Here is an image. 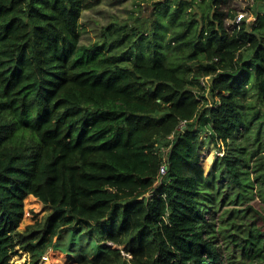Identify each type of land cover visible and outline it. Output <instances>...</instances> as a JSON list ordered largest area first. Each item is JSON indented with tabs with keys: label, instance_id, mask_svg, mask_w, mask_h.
<instances>
[{
	"label": "trees",
	"instance_id": "16d2710c",
	"mask_svg": "<svg viewBox=\"0 0 264 264\" xmlns=\"http://www.w3.org/2000/svg\"><path fill=\"white\" fill-rule=\"evenodd\" d=\"M102 1L0 0V264L29 195L52 212L20 264H264V0H155L82 44Z\"/></svg>",
	"mask_w": 264,
	"mask_h": 264
},
{
	"label": "rangeland",
	"instance_id": "374dc122",
	"mask_svg": "<svg viewBox=\"0 0 264 264\" xmlns=\"http://www.w3.org/2000/svg\"><path fill=\"white\" fill-rule=\"evenodd\" d=\"M155 0H103L101 4L97 5L94 8L87 9L83 11L81 17V43L82 44H91L96 40L100 39L102 27L109 24L112 21H125L128 20L131 13L134 12V16H142V19L145 21L150 20V15L152 16V8L154 6ZM251 0H229V6L235 7L238 11L245 9L248 11V17H254V14L249 12L248 7H251ZM227 4V3H226ZM223 2V10L226 12L227 7ZM250 5V6H249ZM263 7L260 5L255 8V11L258 8ZM230 20L226 19V24L230 26ZM231 27V26H230ZM252 98V97H251ZM249 98V99H251ZM203 145H202V156L203 164L207 171L210 170L211 165L216 157V155H222L226 148L225 145H222L220 150L210 139L208 133H202ZM52 212V207L50 205L44 204L39 198L29 195L25 199V213L22 218L21 224L18 228V231L23 233V236L17 239L16 244V253L12 255L11 261L16 264H20L24 261L27 256V252L22 249L23 242L32 241L38 242L40 238L41 231L36 230V227L41 222H45ZM84 246L80 248L77 247L76 251H73L71 254L78 258H89L94 259L96 253V246L98 243L97 238L86 239L83 241ZM103 246L109 247L112 249H121V253L127 257H131L130 253H127L123 250V245L115 244L111 241H101ZM49 245V242L46 244ZM52 248L48 247L45 253L48 254ZM51 253L50 256L51 257ZM52 257L51 264H71L66 261V257Z\"/></svg>",
	"mask_w": 264,
	"mask_h": 264
},
{
	"label": "built area",
	"instance_id": "2783aa9c",
	"mask_svg": "<svg viewBox=\"0 0 264 264\" xmlns=\"http://www.w3.org/2000/svg\"><path fill=\"white\" fill-rule=\"evenodd\" d=\"M250 3L253 4L254 3V0H251ZM247 14H248V11L247 10L240 12L239 15L236 17V22H238V23L241 22V20L243 18H245V16H247ZM184 125H185L184 122H182L181 127H183ZM165 171H166V164H163L161 166V174H164Z\"/></svg>",
	"mask_w": 264,
	"mask_h": 264
}]
</instances>
